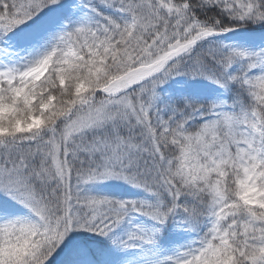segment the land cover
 I'll use <instances>...</instances> for the list:
<instances>
[{
    "label": "snow or ice",
    "instance_id": "obj_1",
    "mask_svg": "<svg viewBox=\"0 0 264 264\" xmlns=\"http://www.w3.org/2000/svg\"><path fill=\"white\" fill-rule=\"evenodd\" d=\"M237 28L264 0H0V264H264V47ZM198 80L219 96L166 87Z\"/></svg>",
    "mask_w": 264,
    "mask_h": 264
},
{
    "label": "rangeland",
    "instance_id": "obj_2",
    "mask_svg": "<svg viewBox=\"0 0 264 264\" xmlns=\"http://www.w3.org/2000/svg\"><path fill=\"white\" fill-rule=\"evenodd\" d=\"M218 38L220 39L218 42L244 48L250 51L258 50L259 48L264 47V32L260 31L249 32L245 29H236L235 31ZM166 87H171L177 90L187 88L189 90L188 98L195 99L197 101L213 100L217 98L220 93L218 88L204 80L185 81L184 83L170 81L169 85ZM176 234L181 238L185 236L182 233ZM129 254H131V252L124 254V256Z\"/></svg>",
    "mask_w": 264,
    "mask_h": 264
},
{
    "label": "trees",
    "instance_id": "obj_3",
    "mask_svg": "<svg viewBox=\"0 0 264 264\" xmlns=\"http://www.w3.org/2000/svg\"><path fill=\"white\" fill-rule=\"evenodd\" d=\"M237 29L244 30L245 28H237ZM216 40L217 42L220 41L218 37L216 38ZM89 190L94 194H107V195L117 196L119 198H129V199L140 198L143 195L137 190L132 189L130 186L121 184L119 182H108L107 184L91 185L89 186ZM174 239L176 242H183V240L187 239V237L183 236L181 238L179 237V235L175 233ZM135 255H136L135 252H131V254L127 255V257H134Z\"/></svg>",
    "mask_w": 264,
    "mask_h": 264
}]
</instances>
